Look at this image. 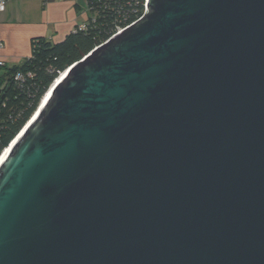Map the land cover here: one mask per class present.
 <instances>
[{
	"label": "water",
	"instance_id": "1",
	"mask_svg": "<svg viewBox=\"0 0 264 264\" xmlns=\"http://www.w3.org/2000/svg\"><path fill=\"white\" fill-rule=\"evenodd\" d=\"M146 8L9 144L0 264H264V0Z\"/></svg>",
	"mask_w": 264,
	"mask_h": 264
},
{
	"label": "trees",
	"instance_id": "2",
	"mask_svg": "<svg viewBox=\"0 0 264 264\" xmlns=\"http://www.w3.org/2000/svg\"><path fill=\"white\" fill-rule=\"evenodd\" d=\"M87 29L69 32L59 42L44 37L31 40L30 56L0 76V151L15 137L35 111L59 72L82 58L115 30L133 21L142 11L144 0H86ZM16 71L32 72L23 87L13 80Z\"/></svg>",
	"mask_w": 264,
	"mask_h": 264
},
{
	"label": "crops",
	"instance_id": "3",
	"mask_svg": "<svg viewBox=\"0 0 264 264\" xmlns=\"http://www.w3.org/2000/svg\"><path fill=\"white\" fill-rule=\"evenodd\" d=\"M88 14L86 0H5L0 10V76L29 56L33 38L59 42Z\"/></svg>",
	"mask_w": 264,
	"mask_h": 264
},
{
	"label": "built area",
	"instance_id": "4",
	"mask_svg": "<svg viewBox=\"0 0 264 264\" xmlns=\"http://www.w3.org/2000/svg\"><path fill=\"white\" fill-rule=\"evenodd\" d=\"M146 3L147 0H144L143 2V11L131 22L125 24L124 26H116L115 30L110 34V36L108 38H106L104 41H102L101 43L107 41L109 38L113 37L114 35H116L117 33H119L120 31H122L123 29H125L126 27H128L129 25H131L133 22H135L136 20H138L139 18H141L147 11L146 8ZM5 7V0H0V10H3ZM88 26V22L84 21L78 25H76L70 32H76V31H84L87 29ZM101 43H99L98 45H100ZM98 45L94 46V48H96ZM0 47H2V43L0 42ZM93 48V49H94ZM30 56V54H29ZM28 56V57H29ZM4 63L2 61H0V67L3 66ZM61 72L58 73V75ZM32 77V72L31 71H27V72H22V71H16L13 75V80L15 81V84L19 87H23V85L25 84V80L26 78H31ZM55 80V79H54ZM53 80V81H54ZM51 85V84H50ZM27 122V121H26ZM24 126V125H23ZM22 126V127H23ZM21 130V129H20ZM19 130V131H20ZM13 140V139H12ZM12 140L8 143V145L4 148H2V150L0 151V156L3 154V152L8 148L9 144L12 142Z\"/></svg>",
	"mask_w": 264,
	"mask_h": 264
},
{
	"label": "bare ground",
	"instance_id": "5",
	"mask_svg": "<svg viewBox=\"0 0 264 264\" xmlns=\"http://www.w3.org/2000/svg\"><path fill=\"white\" fill-rule=\"evenodd\" d=\"M60 74H61V73H60ZM61 75H62V74H61ZM61 75L58 76V77L53 81V83L50 85V88H49V89L46 91V93H44V95L42 96L41 101H40V104H39V108L42 107V105L45 103V101L47 100V98H48L49 95H50V90H51V88H52L53 85H55V83L60 79ZM7 150H8V149H6V150L3 152V154L0 156V162H1L2 159L5 157V155H6V153H7Z\"/></svg>",
	"mask_w": 264,
	"mask_h": 264
}]
</instances>
